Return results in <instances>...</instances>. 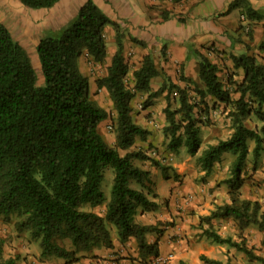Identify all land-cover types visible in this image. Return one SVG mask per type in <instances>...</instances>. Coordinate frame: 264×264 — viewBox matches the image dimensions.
Returning a JSON list of instances; mask_svg holds the SVG:
<instances>
[{"label":"trees","instance_id":"16d2710c","mask_svg":"<svg viewBox=\"0 0 264 264\" xmlns=\"http://www.w3.org/2000/svg\"><path fill=\"white\" fill-rule=\"evenodd\" d=\"M18 1L24 7L38 10L50 9L60 0ZM164 1L180 5L185 0ZM234 8L239 9L242 21L231 47L236 40L242 43L243 35L253 42L254 27L262 24L258 50L263 53L264 11L254 9L246 0H234L228 12ZM169 18V11H165L163 20ZM107 25H112L116 34V48L110 58ZM122 36L119 26L93 0H87L66 27L48 32L37 44L45 80V86L40 87L26 50L0 23V215L19 217L17 230L39 241L42 257L77 260L79 253L112 249L114 243L107 225L116 228L120 243L135 241L140 259L157 258L161 254L159 242L147 240L151 234H160L157 226L137 221L139 211H156L158 203L149 197L150 184H153L151 172L136 162L153 161L156 166L159 163L142 150H131L150 135L149 130L132 119L136 92L148 93L146 107L164 94L169 98L176 93L179 108L165 110L169 124L166 132L171 134L173 148L181 145V135L189 155L196 156L201 148L200 126L194 117L198 104H192L186 88L164 72L166 79L161 87L151 91L152 79L162 74L151 55L143 56L140 66L132 71L133 88L126 83L130 68L123 54ZM130 41L146 47L137 37H131ZM244 48V53L230 54L233 69L241 74V80L233 81L231 75L225 83L220 78L218 65L205 53L190 48L199 65L201 86L194 87L200 98L199 105L204 104L207 109V98L223 105L229 110L233 129L228 139L209 145L199 158L205 175L209 176L221 155L234 156L230 177L220 183L228 188L229 202L215 206L208 215L202 216L200 229L202 236L213 244L236 249L249 263L264 264V257L249 248L244 240L238 242L222 236L214 224V221L232 220L239 232L252 226L264 232L261 203L242 197L249 143H254L253 170L257 169V160L264 151V125L259 130L245 125L246 118L253 113L264 123V57L259 59V55L252 53L249 44L245 43ZM165 50L163 46V56ZM84 54L94 63L109 61L105 75L96 80V85L106 90L116 114L113 145L98 130L108 118V112L90 97L89 78L78 64ZM179 80H187L183 64ZM233 94L238 97L233 98ZM120 151L126 154L122 156ZM107 167L113 169L114 178L110 201L105 203L100 186ZM132 181L137 188L131 187ZM100 206H104V212L96 213L95 208ZM65 241L71 249L61 244ZM261 248H264V238ZM199 259L203 264H231L205 255ZM17 263V257H4V240L0 238V264Z\"/></svg>","mask_w":264,"mask_h":264},{"label":"rangeland","instance_id":"374dc122","mask_svg":"<svg viewBox=\"0 0 264 264\" xmlns=\"http://www.w3.org/2000/svg\"><path fill=\"white\" fill-rule=\"evenodd\" d=\"M86 1L60 0L50 9L35 10L24 7L18 0H0V23L8 28L13 38L26 50L35 71L38 86H45V80L36 52L37 44L48 32L58 31L66 27ZM93 1L119 26V33L123 35V54L130 68V73L125 81L130 88H133L132 71L140 66L143 56L149 54L153 57L157 68L162 72L160 76L152 79L151 91L161 87L166 79L163 75L164 72L173 82L182 88H186L192 104H198L194 110V117L197 120V125L200 126L201 148L196 156L189 155L184 144V135H181V132L177 136L179 134L182 136V143L179 147L173 148L171 134L166 132V127L169 124L166 121L165 110L169 108L174 111L179 108L176 93H172L169 98L164 94L153 100L150 107H146L145 101L148 93L136 92L132 100V119L136 124L149 130L150 135L146 141L137 142L131 150H142L155 162L159 163V166H156L153 161L136 162V165L151 172L153 184H150L152 193L149 197L158 203L156 211L148 213L139 211L137 221L157 226L160 234H151L147 240L149 242L158 241L160 248L162 247L165 250L157 258L140 259L135 241L129 240L124 244L120 243L116 228L107 225L114 243L112 249L98 248L79 253L76 255L77 260L62 259L56 256L42 257L39 241L31 239L27 232H19L16 224L20 219L15 214H10L8 216L0 215V238L4 240V257H17V264H203L199 258L201 255H205L223 262L230 261L231 264H260L249 263L246 257L234 248L214 245L202 236L200 229L202 216L208 215L215 206L229 201L228 188L225 184L220 183L230 177L234 156L231 153L221 155L220 159L214 163L209 176L205 175L199 161L202 152L209 145H215L232 135L233 129L232 121L228 115L229 110H226L221 104L214 103L211 98L206 99L207 109L204 104L199 105L200 98L194 87L201 86V82L190 78H187L186 81H180L181 64L174 63V67L172 65L171 68H166L169 65L170 58L166 57L167 49L165 50V56L162 55V47H168L172 42L177 43L174 40L167 39L168 32L159 33L151 42L146 43L145 48L130 41L131 37H136V32L131 29V26L139 25L144 20L151 21L152 27L178 26V28H184L186 34L193 31L187 37L189 40L184 45L188 50L187 59L194 57V60L198 61L194 54L190 52V48L195 49L193 37L196 34L200 35V27H196V22L193 20L184 18L183 13L177 12L174 14V10H177L178 5H173L164 0ZM165 11H169L170 18L168 20H163ZM237 14L239 25L242 17L239 13ZM224 15L220 14L213 17L214 22ZM232 17L235 20L236 14H233ZM172 19L176 22L169 21ZM178 22L182 24L180 25ZM165 23L169 24L163 26ZM242 23L246 25V22ZM238 25L224 31V35L230 44L233 38L237 37ZM262 29L261 25L255 28L256 35H254L253 42H250L247 36H242V39L245 40L242 43L239 42V46L243 49L242 53L245 51L244 46L246 43L251 46L252 53L259 55V59L264 57V52L260 53L258 50V44L263 34ZM171 33L174 36L177 31ZM105 34L110 58L116 48L114 27L107 25ZM205 49H211V47L196 50L204 53ZM212 52L215 54L214 58L222 61L219 75L223 82H226L231 75L233 81L241 80V74L235 72L233 66H228L226 63L230 62V56H227L228 53H222L218 50ZM78 64L80 71L89 78L90 97L108 112V118L99 125L98 130L103 139L109 145H113L115 140L113 124L116 114L106 90L98 88L96 85V80L105 75L108 61L106 60L103 64L94 63L84 54ZM237 97L238 95L233 94V98L236 99ZM245 125L248 128L259 130L264 123L259 121L253 113L246 118ZM249 145L250 154L245 164V185L242 189V197L260 202L264 211V151L257 160V169L253 170L255 163L252 153L254 143L250 142ZM125 154V151H120V155ZM113 178V169L111 167L105 168L104 178L100 186L105 203L109 202L111 198ZM130 185L132 188L138 187L134 181ZM217 185L219 186L217 187ZM154 195L156 196L155 199ZM86 208L87 210L90 209V207ZM95 211L96 213H103L104 206L95 208ZM214 224L222 236H229L238 242L244 240L249 248L264 257V248H261L264 232L258 231L253 226L239 232L232 220L214 221ZM61 244L71 249L68 241ZM173 244L175 248L171 247ZM158 258H162V260H158Z\"/></svg>","mask_w":264,"mask_h":264},{"label":"crops","instance_id":"0c3cea01","mask_svg":"<svg viewBox=\"0 0 264 264\" xmlns=\"http://www.w3.org/2000/svg\"><path fill=\"white\" fill-rule=\"evenodd\" d=\"M233 1L234 0H185L182 4L178 5L177 10H174V14H176L177 12H179L180 14L183 13L184 18L193 20L194 22H196V27H200V35L196 34L193 37V42H195L194 48L199 49L206 47L208 48V46L209 48L211 47V49H205L204 53L209 57V59L212 62L217 64L220 69H221L222 61L220 59L214 58L215 54H213L212 51L215 50L216 52V50H218L221 51L222 53H228L227 56H230V54L238 55L242 53L241 51L243 50L241 46H239L240 45L239 41L236 39H235L236 42L234 47H231L230 42H228V40L224 35L225 29L230 30L238 25L237 13H239L238 11L239 9L234 8L230 12H228L229 6L232 4ZM247 1L253 6L254 9H259L264 11V0H247ZM220 14L221 15L225 14V15L223 17H220L218 21L214 22L213 17L219 16ZM233 14H236L235 20L232 17ZM187 19L186 21H188ZM169 21L176 22V20L174 19ZM151 23H152L151 21L144 20L139 25H132L131 29L134 32H136L135 36L145 43L151 42L152 39L157 35H159V33L161 32H166V33L168 32L167 39L174 40L177 43L174 44L172 42L168 47L166 46L167 49L166 57L170 58L168 63L169 65L166 66V68H169L174 63L183 64L185 70L184 71L185 77L190 78L194 81H199L198 61L194 60L195 59L194 57H190L189 59H187L188 50L184 45L185 42L189 40L187 37H189V35H191L192 34L191 32L193 31H189V33L186 34L184 28L181 29L178 28V26H173V27L166 26L165 28H162V26L152 27L153 25ZM167 24L169 23H165L163 24V26ZM179 24L181 25L182 23L180 22ZM257 26L254 27V30L255 28H257ZM175 31H177V33H175V35L173 36L171 32H175ZM254 35H256L255 32ZM241 41L243 42L245 40L242 39ZM203 42H207V43H203ZM81 59L82 57L79 60L81 61ZM226 63L228 66L232 65L231 60L230 62H226ZM219 246L222 247L221 245ZM171 247L175 248L174 244ZM160 249L161 252L165 250L162 247Z\"/></svg>","mask_w":264,"mask_h":264},{"label":"built area","instance_id":"2783aa9c","mask_svg":"<svg viewBox=\"0 0 264 264\" xmlns=\"http://www.w3.org/2000/svg\"><path fill=\"white\" fill-rule=\"evenodd\" d=\"M158 260H162V258H158Z\"/></svg>","mask_w":264,"mask_h":264}]
</instances>
